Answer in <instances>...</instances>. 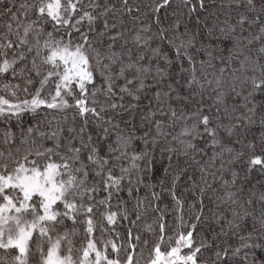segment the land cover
Returning a JSON list of instances; mask_svg holds the SVG:
<instances>
[{
    "label": "snow or ice",
    "instance_id": "snow-or-ice-1",
    "mask_svg": "<svg viewBox=\"0 0 264 264\" xmlns=\"http://www.w3.org/2000/svg\"><path fill=\"white\" fill-rule=\"evenodd\" d=\"M235 3V22L225 5L228 19L207 28L228 42L225 56L218 44L197 46L199 33L186 25L182 32V14L161 22L170 0H152L147 19L129 0H0V264H264V191L245 187L254 169L264 175V108L259 151L247 138L257 93L264 104V0ZM229 94L239 104L228 105ZM68 110L83 119L69 136L40 131L39 121L23 126L26 116ZM137 110L140 127L121 120ZM90 123L95 133H86ZM157 147L169 162L158 185L149 182ZM173 154L198 166L187 178L191 201L177 195L183 169H173ZM149 212L147 239L138 225Z\"/></svg>",
    "mask_w": 264,
    "mask_h": 264
},
{
    "label": "trees",
    "instance_id": "trees-1",
    "mask_svg": "<svg viewBox=\"0 0 264 264\" xmlns=\"http://www.w3.org/2000/svg\"><path fill=\"white\" fill-rule=\"evenodd\" d=\"M14 2L16 4H19L22 2V0H14ZM244 2H246V0H241V4H243ZM257 4H259V0H256ZM129 3L134 4V5H139L141 7V12L142 13H147L146 19L147 18H151L152 14L150 12H148V7H150L152 0H129ZM192 4L196 5V9L195 11L189 12V7L192 6ZM204 5L205 7L203 9H201L199 7V2L198 0H191V3L187 6H185L184 4V0H170V4L169 6L163 7L160 9L159 11V16L161 18V22L163 24H165V26H167V23L173 19H176L177 17L173 15V13H180L182 15H180V19L182 20V27H181V31H184V27L183 25H186L188 30L193 33H199L198 37H197V46H199V41L203 40L204 43L206 44H218V48L219 49H225V51L223 53H219L218 54H223V55H227V46H228V42L221 39L220 41H217L216 37L217 35H219L218 31H214L213 34L211 36L208 35L207 33V28L212 26V22L213 20L219 19L220 21H223L224 19H228V17H226L224 15V12L221 11L222 8H224L225 5L231 7L234 11L233 14L231 15V19L230 22H235L236 16H235V10H237V5L235 3V0H204ZM4 5L0 4V11H2V7ZM15 10V9H14ZM224 10H227L226 8ZM238 10L243 11V8H239ZM253 15L254 14H250ZM167 17V19H165ZM122 19L125 21V26L129 29H131V31L128 33V36L130 37L132 35V33L135 31V27H134V23L131 19V17L129 16H124L122 17ZM144 22L142 21H138L135 22L136 25L138 26L139 23ZM245 28L247 29L243 34L247 35L248 31H252L253 33H255V31L259 28V23H257L255 26L249 28L248 25H245ZM153 30H155V25ZM155 46V45H153ZM129 47L133 48V59H135V55H136V49L135 46L130 42L129 43ZM253 49V52L251 53L253 56L256 55V52L254 51L256 48L259 47V44L257 43H253L250 46ZM117 48H119V45H117ZM169 52L170 56H175V53L171 50V49H166ZM148 55H151L150 53ZM143 63L147 64L149 63L147 57L145 58V60L143 61ZM151 63L153 65H155L157 63L156 59L153 58ZM178 62L174 61L173 64V69H175L176 64ZM161 66H163V63L161 62ZM154 75V73L152 74ZM174 78V77H173ZM122 82V81H121ZM215 95V91H212L210 94L209 93H205L204 94V102L205 105H212L213 104V99L212 97ZM128 98L126 97V100ZM197 100L200 99L199 96L196 97ZM255 101L257 102V123L255 125L249 126L250 129V134L247 136L248 139H254L257 142V151H259V139H260V133L262 131L260 125H259V115H260V109L264 108V104H261L260 101L262 99L261 94L257 93L254 96ZM226 103L228 105H231L233 103L239 104V100L238 99H233V96L231 94H229L228 96H226ZM141 106H144L147 104V99H141L140 101ZM251 106V105H249ZM241 111L243 109H240ZM214 111V109H213ZM142 113H140L138 110L137 111H129L126 113H121V120L122 121H128L129 122V126H135V127H140V116ZM75 113L73 110H68L67 113H49L47 115H45L44 113H41L39 116L36 117H32L31 115L26 116L23 118V126L26 128L28 126V124L31 123H35L37 121L41 122L42 127L40 128V131H45V132H49L52 129H62V134L64 136H69L70 133L68 131L69 126L74 125L75 128L77 130H79L80 126L83 124V119L79 116H75ZM221 116L223 117V113H221ZM65 117L67 118L66 122H65ZM129 117H132V119L130 120ZM57 121H59V123H57ZM225 122L226 119H225ZM123 123L121 124V127H123ZM4 125L0 124V128H3ZM145 130H147V128L145 127ZM97 130L96 128L90 123L87 126L86 129V133L87 132H92L95 133ZM12 132L15 134L16 138H17V142H19V136H20V128L17 127V122L15 120L12 121ZM100 132L102 133V129L100 130ZM2 134V133H0ZM33 135H35V133H33ZM71 135H74L71 134ZM93 139H96V136H93ZM233 139H235L233 137ZM74 143H78L77 141H74ZM161 147L163 146V143L161 142ZM0 147H2V145H0ZM151 147V145L149 146ZM235 147H237V149L239 150L240 146L236 145ZM209 154H210V150H209ZM155 168H156V173L155 175H153L151 177V179L149 180V178L146 176V180H149V182L157 184L158 185V177L159 178H163V171H164V166L167 165L168 162V154L165 153L163 154V156L160 154V147H157L155 150ZM217 163H219V161H217ZM177 166H179L180 168L183 169V174L181 175L180 180L177 181V195L183 197L186 201H191L193 199V193L191 191V182L187 179L188 176L192 175L193 172L196 173V175H199L198 172V166L197 164L192 161V160H187L186 162V158L184 157H176L175 154H173V160H172V167L173 169H175ZM170 180V177H169ZM255 186V191L257 193V197L259 196L261 191H264V175H262L258 169H254L250 175H248L247 181L245 183V187H251V186ZM166 186L170 187V183H168L166 181ZM188 188L189 191L185 192L184 190ZM156 191H159V186H157V188L155 189ZM141 195H144V190H141ZM196 195L198 196V189L196 192ZM132 202H129V207H131ZM161 204H166L168 206V212H167V219L169 220V222L171 223L172 218H173V202L172 200L168 197L167 193H164L163 195V199L161 200ZM205 204H208V197H205ZM257 208L259 207V205H256ZM198 207V205H197ZM188 204L187 202L185 203V217H188ZM208 214V211L206 209V215ZM155 213L149 212L147 217L142 219L141 222L138 225V229L142 234L143 238H147L150 239L151 237L146 234L144 232V228L143 225L144 223H151L153 217L155 216ZM126 224V222H125ZM120 231L123 232V229H120ZM200 230L197 229V232H199ZM137 251H139V249H137Z\"/></svg>",
    "mask_w": 264,
    "mask_h": 264
}]
</instances>
